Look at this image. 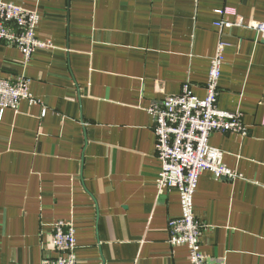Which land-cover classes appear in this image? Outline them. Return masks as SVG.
I'll list each match as a JSON object with an SVG mask.
<instances>
[{
  "label": "crops",
  "instance_id": "obj_1",
  "mask_svg": "<svg viewBox=\"0 0 264 264\" xmlns=\"http://www.w3.org/2000/svg\"><path fill=\"white\" fill-rule=\"evenodd\" d=\"M41 15L54 48L29 63L0 42V78L25 74L38 101L0 121V264L55 256L53 223L76 227L77 264H189L168 242L181 214L177 189L158 193L161 170L148 108L188 79L206 97L216 22L264 20V0H9ZM225 9V14L216 10ZM218 105L240 111L248 134L209 143L241 176L202 173L194 196L208 227L202 250L225 264H264V39L224 27Z\"/></svg>",
  "mask_w": 264,
  "mask_h": 264
},
{
  "label": "built area",
  "instance_id": "obj_2",
  "mask_svg": "<svg viewBox=\"0 0 264 264\" xmlns=\"http://www.w3.org/2000/svg\"><path fill=\"white\" fill-rule=\"evenodd\" d=\"M216 12L226 13L225 9ZM40 20L38 11L13 1L0 0V42L17 47L26 64L37 50L54 48L50 39L37 35ZM215 24L220 38L211 57L205 83L206 97H197L188 79L179 94L166 95L153 101L148 108L154 121L155 150L161 164L156 179L157 191L163 193L167 189H177L180 195L181 214L168 221V242L173 247L184 245L188 248L189 264H225L202 250L201 239L208 225L198 220L194 211L200 176L205 171H210L216 179L234 180L241 176L225 164L224 151L210 145V136L214 132L248 134L240 111L224 110L218 105L227 47L222 30L237 25L253 29L264 39V20L245 21L239 16L235 21L224 19ZM23 100L38 102L31 93L29 77L19 74L14 79L0 78V121L6 110L19 111ZM49 245L56 255L45 256L39 264H77V236L73 221H55Z\"/></svg>",
  "mask_w": 264,
  "mask_h": 264
}]
</instances>
